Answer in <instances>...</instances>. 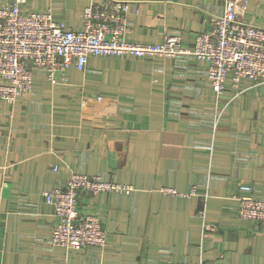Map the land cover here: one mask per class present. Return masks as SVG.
Instances as JSON below:
<instances>
[{
    "label": "crops",
    "instance_id": "obj_1",
    "mask_svg": "<svg viewBox=\"0 0 264 264\" xmlns=\"http://www.w3.org/2000/svg\"><path fill=\"white\" fill-rule=\"evenodd\" d=\"M120 1L129 3L127 40L160 44L176 32L189 47L224 8ZM98 2L26 0L24 9L78 31ZM239 19L264 27V0H247ZM33 71L29 94L0 102V264H264V223L241 219L233 198L244 184L264 199V84L226 81L215 95L205 64L187 55L91 57L56 84ZM72 173L133 189L79 197V213L102 220V249L50 243L56 219L42 193Z\"/></svg>",
    "mask_w": 264,
    "mask_h": 264
},
{
    "label": "built area",
    "instance_id": "obj_2",
    "mask_svg": "<svg viewBox=\"0 0 264 264\" xmlns=\"http://www.w3.org/2000/svg\"><path fill=\"white\" fill-rule=\"evenodd\" d=\"M25 3L26 0H12L0 6V102L8 105L31 92L33 70H42L47 81L56 84L71 66L84 70L91 57L192 56L205 64L215 95L225 91L226 81L234 89L244 81L264 84V27L239 19L238 8L243 12L247 0H224L222 14L210 17L190 47L184 45L179 33L168 34L160 44L127 40L129 3L125 1L100 0L89 4L78 31L55 21L49 11H26ZM132 190L131 186L108 182L99 176L72 173L63 187L43 191L44 201L56 219L51 245L75 250L104 248L108 235L101 218L79 213L78 199L81 195L128 194ZM252 190L248 185H237L233 198L238 201V215L264 223V199L254 197ZM163 192L184 197L196 194L195 190L184 194L170 188Z\"/></svg>",
    "mask_w": 264,
    "mask_h": 264
},
{
    "label": "rangeland",
    "instance_id": "obj_3",
    "mask_svg": "<svg viewBox=\"0 0 264 264\" xmlns=\"http://www.w3.org/2000/svg\"><path fill=\"white\" fill-rule=\"evenodd\" d=\"M238 13H239V15L242 13L241 12V10H240V8H238ZM176 33V32H175ZM243 91H246V89H238L237 90V95H240L241 94V92H243ZM90 177H96V176H90ZM259 199H262V198H259Z\"/></svg>",
    "mask_w": 264,
    "mask_h": 264
}]
</instances>
